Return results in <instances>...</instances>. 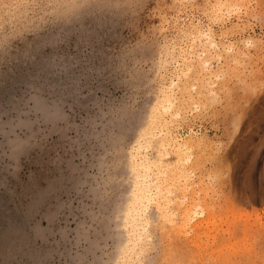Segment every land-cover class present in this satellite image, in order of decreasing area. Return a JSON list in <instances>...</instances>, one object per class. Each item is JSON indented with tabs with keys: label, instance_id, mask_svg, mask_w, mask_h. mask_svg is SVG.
Segmentation results:
<instances>
[{
	"label": "rangeland",
	"instance_id": "374dc122",
	"mask_svg": "<svg viewBox=\"0 0 264 264\" xmlns=\"http://www.w3.org/2000/svg\"><path fill=\"white\" fill-rule=\"evenodd\" d=\"M38 3L0 0V264H121L163 93L181 116L154 132L193 144L173 193L207 220L181 229L151 204L139 264H264V0Z\"/></svg>",
	"mask_w": 264,
	"mask_h": 264
},
{
	"label": "bare ground",
	"instance_id": "6f19581e",
	"mask_svg": "<svg viewBox=\"0 0 264 264\" xmlns=\"http://www.w3.org/2000/svg\"><path fill=\"white\" fill-rule=\"evenodd\" d=\"M219 7L221 8V6ZM205 34L208 38H211L212 33L207 32ZM213 46H217V43L213 42ZM175 99L168 93H163L154 105L156 112L151 116L150 128L142 132V138L146 142V146L155 148L154 156L142 153L143 143L141 141L137 142V146L135 145L136 149L131 162L133 189L126 208L127 244L121 252V264H139L140 253L147 246L146 241L151 231L152 217L148 211L151 204L155 205L159 214L165 215L167 218L171 216V222H174L172 218L174 214L178 213L181 219V229L188 228V225L192 226L193 229H199L207 220L206 210L201 200L198 199V202L196 200L197 203L191 205L178 201L179 196L173 193V188H175V185L179 186L181 184L178 183V177L172 176L174 175L173 172L169 174L170 171H179L177 172L179 173L178 176H181L185 184L189 185V171L187 169L188 172H186L188 167L186 164L190 162L192 166L194 163L191 139L173 137L170 130L162 129L155 133L153 129L156 127L153 126L155 123L157 125L159 123L167 125V122L161 118L164 112H171L174 116H181V110L175 105ZM184 150L187 152L186 156L183 155ZM170 153L174 155V161L171 160V157L166 160L165 156H169ZM174 204L176 207L172 206V208L171 205ZM198 216H202V218L196 219ZM191 220L196 221L191 223Z\"/></svg>",
	"mask_w": 264,
	"mask_h": 264
},
{
	"label": "snow or ice",
	"instance_id": "6c2138e0",
	"mask_svg": "<svg viewBox=\"0 0 264 264\" xmlns=\"http://www.w3.org/2000/svg\"><path fill=\"white\" fill-rule=\"evenodd\" d=\"M38 7L43 6V7H47V4H43V0H40V3H38L37 5ZM52 23L54 24H60V23H68L69 20L71 19L70 16L65 15V14H61V13H54L51 17H50Z\"/></svg>",
	"mask_w": 264,
	"mask_h": 264
}]
</instances>
